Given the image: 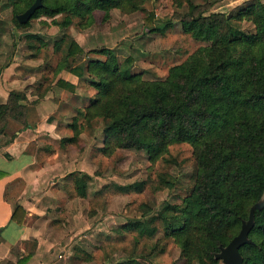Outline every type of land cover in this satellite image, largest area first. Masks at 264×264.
<instances>
[{
  "label": "trees",
  "instance_id": "16d2710c",
  "mask_svg": "<svg viewBox=\"0 0 264 264\" xmlns=\"http://www.w3.org/2000/svg\"><path fill=\"white\" fill-rule=\"evenodd\" d=\"M33 1L15 14L17 26H26L40 13L53 17L67 12L60 22L67 26L73 17H88L95 9L129 12L141 4L140 0H42V7L26 23H18L16 15ZM175 1L190 7L181 19L183 32L206 45L171 66L163 79L144 80L131 73V57L126 58L127 67H121L112 49L103 46L84 52L73 37L63 34L64 56L57 70L82 78L95 93L86 106L75 109L67 125L72 134L60 146L75 143L96 119L103 121L105 155L115 149H134L145 150L150 159L168 160L164 158L169 145L189 143L196 162L194 182L182 203L164 206L165 236L180 244L186 264H218L215 254L238 233L254 207L251 243L239 252L243 264H264V3L252 0L229 14L205 16L194 13L192 0ZM155 20L153 11L143 19L148 31L164 32L172 26L159 20L161 26L155 25ZM243 22L253 29L241 30ZM88 52L105 59L79 61ZM89 75L92 78L86 81ZM57 84L72 87L61 80ZM19 96L13 92L12 100ZM8 109V103L0 104V121ZM10 110H15L13 104ZM3 175L0 172V178ZM76 176L79 195L85 196L90 175ZM115 187L121 192L141 191L143 183ZM12 219L17 220L15 211ZM155 219L131 221L124 227L151 237L157 228L149 222ZM24 262L25 258L16 264Z\"/></svg>",
  "mask_w": 264,
  "mask_h": 264
},
{
  "label": "rangeland",
  "instance_id": "374dc122",
  "mask_svg": "<svg viewBox=\"0 0 264 264\" xmlns=\"http://www.w3.org/2000/svg\"><path fill=\"white\" fill-rule=\"evenodd\" d=\"M46 1L52 3L54 0ZM140 1L138 8L129 12L120 8H111L108 11L95 9L88 17H73L67 26L60 24L64 17H68L67 12L53 17L40 13L31 18L26 26L20 27L15 23L14 16L27 6L29 0H2L0 32L13 35V28L27 31L29 34L25 36L26 53L42 56L45 63L49 57L54 56L58 61L64 56L65 45L60 40L64 33L72 37L70 29L82 30L92 40H97L91 42L88 39L92 46L90 50L106 47L98 39L110 30L117 34L115 44L109 43L107 48L113 50L121 67H127L126 58L131 57L132 64L128 65L131 73L140 74L144 80L163 79L171 66L184 62L190 54L206 43L191 38L181 28V19L190 12L186 2L178 5L175 0ZM192 1L195 5L194 13H203L206 16L211 13L229 14L252 0ZM253 1L264 3V0ZM150 11L156 17L153 24L161 26L159 20L170 22L172 26L164 32L148 31L143 19ZM240 27L244 31L253 29L249 22L241 23ZM12 39L9 42L13 45L14 37ZM12 45L5 47L6 53L12 50ZM87 59H105V56L88 52L79 61L85 63ZM42 75L49 80L46 73ZM91 78L89 75L86 81ZM91 92L93 96L95 90L92 88ZM103 126L101 119L94 120L92 127L86 126L75 143L68 144V150L64 147L62 149L64 155H72V159H75L74 170L68 172V182L62 185L63 191L75 197L79 196L74 177L78 173L90 174L86 184L88 195L82 205L85 207V216L92 225H101V230L94 237L104 236L99 238L101 243L98 248L85 253L92 258L98 256L106 259V264H114L116 261L118 264L124 261L141 264H186L180 244L164 234L162 213L166 204H180L190 192L196 172L192 146L185 142L169 145L164 158L168 160L150 159L145 150L134 149H115L111 154L105 155L101 151L105 140ZM49 155L50 152H47L46 156ZM162 179L169 182L164 183ZM140 182L143 183L141 191L121 192L115 187ZM169 183L172 185L169 186ZM47 190L48 188H44L42 191ZM58 207L60 206L55 204L56 212L52 213L51 222L60 225L68 223L67 216L60 213ZM152 216L156 219L149 222V225L156 227L157 232L151 237L141 236L138 230L124 227L135 220L147 222ZM218 264L223 263L219 261Z\"/></svg>",
  "mask_w": 264,
  "mask_h": 264
},
{
  "label": "crops",
  "instance_id": "0c3cea01",
  "mask_svg": "<svg viewBox=\"0 0 264 264\" xmlns=\"http://www.w3.org/2000/svg\"><path fill=\"white\" fill-rule=\"evenodd\" d=\"M11 33L0 32V104H9L0 121V264L24 258L23 264H106V259L85 253L98 248L102 236L94 237L101 225L93 226L85 216L82 202L88 194L75 197L62 188L75 159L62 152L69 145L60 144L72 134L68 122L75 109L88 103L92 87L66 69L57 70L54 56L43 63L42 56L26 53L27 31L13 28ZM70 34L84 52L92 47L88 39L96 40L82 30L70 29ZM116 34L108 30L96 38L108 47L115 44ZM9 45L12 50L6 53ZM58 80L72 87L59 86ZM13 92L20 96L12 100ZM55 204L68 223L51 222ZM14 211L17 220L12 219Z\"/></svg>",
  "mask_w": 264,
  "mask_h": 264
},
{
  "label": "water",
  "instance_id": "95a60500",
  "mask_svg": "<svg viewBox=\"0 0 264 264\" xmlns=\"http://www.w3.org/2000/svg\"><path fill=\"white\" fill-rule=\"evenodd\" d=\"M43 5L42 0H34L33 3L22 13L16 15L18 23H26L35 11ZM261 205V204H260ZM253 210L250 209L247 220L242 221L238 233L225 245L219 248L215 258L223 264H243V257L239 252L240 247L251 243L248 238L249 232L253 227Z\"/></svg>",
  "mask_w": 264,
  "mask_h": 264
}]
</instances>
